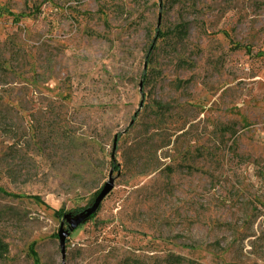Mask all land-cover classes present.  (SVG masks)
Listing matches in <instances>:
<instances>
[{
	"label": "rangeland",
	"instance_id": "rangeland-1",
	"mask_svg": "<svg viewBox=\"0 0 264 264\" xmlns=\"http://www.w3.org/2000/svg\"><path fill=\"white\" fill-rule=\"evenodd\" d=\"M0 242V264H264V0H0Z\"/></svg>",
	"mask_w": 264,
	"mask_h": 264
},
{
	"label": "water",
	"instance_id": "water-1",
	"mask_svg": "<svg viewBox=\"0 0 264 264\" xmlns=\"http://www.w3.org/2000/svg\"><path fill=\"white\" fill-rule=\"evenodd\" d=\"M113 188H114V179L111 173L109 181H107L104 184V186L97 194L91 205L84 208L81 212L77 214L68 212L63 215V220L59 231V239L63 253L65 252L66 238L70 235L72 231L78 228L81 224L86 223L87 220L99 210L103 200L113 190ZM65 222L68 223V229H65Z\"/></svg>",
	"mask_w": 264,
	"mask_h": 264
},
{
	"label": "trees",
	"instance_id": "trees-1",
	"mask_svg": "<svg viewBox=\"0 0 264 264\" xmlns=\"http://www.w3.org/2000/svg\"><path fill=\"white\" fill-rule=\"evenodd\" d=\"M61 213H62V210L57 211V215H61ZM93 215H94V214H93ZM93 215H92V216H93ZM6 250H7L6 245H5L4 243H1V242H0V256H2L3 253H4ZM178 262H181V260H180V259H173V263H178Z\"/></svg>",
	"mask_w": 264,
	"mask_h": 264
}]
</instances>
